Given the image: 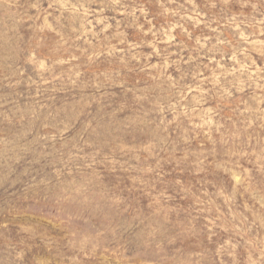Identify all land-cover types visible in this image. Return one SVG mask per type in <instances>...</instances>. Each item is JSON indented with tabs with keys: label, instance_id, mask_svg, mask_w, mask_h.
I'll use <instances>...</instances> for the list:
<instances>
[{
	"label": "rangeland",
	"instance_id": "obj_1",
	"mask_svg": "<svg viewBox=\"0 0 264 264\" xmlns=\"http://www.w3.org/2000/svg\"><path fill=\"white\" fill-rule=\"evenodd\" d=\"M0 264H264V0H0Z\"/></svg>",
	"mask_w": 264,
	"mask_h": 264
}]
</instances>
